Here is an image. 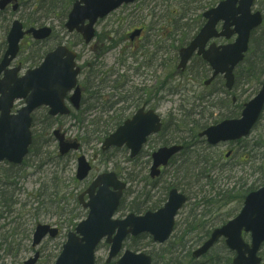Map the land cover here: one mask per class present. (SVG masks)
<instances>
[{
	"label": "rangeland",
	"instance_id": "1",
	"mask_svg": "<svg viewBox=\"0 0 264 264\" xmlns=\"http://www.w3.org/2000/svg\"><path fill=\"white\" fill-rule=\"evenodd\" d=\"M69 1L72 0H54V2L52 0H25V7H22L17 13L7 11L5 15L0 17L2 20L0 23V43L5 41L6 31L15 18L25 23L26 27L32 26L34 21L38 19L39 22L33 26L44 24L54 29L52 38L42 44L35 45L36 43L31 37L25 39L22 51L14 63L15 65H18V63L22 64L23 71L33 66L32 64L38 61V57L45 49L54 47L59 42L67 43L78 51L79 64L81 66L90 63L93 65L94 72H96V69L108 71L116 68L118 71L117 75H126V79L130 78L131 81L126 84L129 91H132L129 87H157L158 94L154 95L155 101L152 105H156L165 123L170 127L165 133L167 135L166 138L169 140L172 138L179 140L181 136L185 137L189 129H193L196 135L206 122V117L203 118L201 116L202 110L207 115L213 113L211 120L208 121L210 123L216 118H220L218 117L219 114H226L230 109L241 111L236 105H231L233 96L237 99V105L240 106L244 99L252 98L255 95L254 85L244 81H238L232 92L225 88V81L222 78L216 80L210 86H204L203 80L197 77V71L200 69L197 64H191L190 69L183 76L175 77L173 69H166V66H160L163 61L160 58L168 60L171 55L166 54L164 50L158 55L152 52H156V45L159 43H156L155 47L151 46L152 48H149L148 57L151 54L158 56V61H156L157 59L155 60L153 67L147 69L141 67L137 73L135 69L139 63L134 62L133 58H129L125 65L121 63L124 58V51L129 49V45H132L128 34L134 31L136 27L144 26L147 28L146 35L157 33V36H154L153 39L155 41L162 40L160 36L162 26H165L168 21H174L175 10L178 11V17L179 13L185 14L187 19L195 21L201 13V6L207 0H166L165 2H162V0H138L136 3L121 7L101 20L99 25L96 26L97 38L90 45H85L80 35L76 33L69 34L64 27V22L71 6ZM186 7L187 9H184ZM255 9H260L264 12V0H256ZM6 17H9L7 21H5ZM135 19L138 22H134L133 20ZM187 32L185 29L184 34ZM179 37L177 36L176 38ZM144 41L135 40L134 42L140 45ZM43 44L45 46L41 48ZM95 45H99L101 50L98 51V46L94 49ZM103 47L104 49H110L103 58H99V54L104 50ZM157 50L159 51L160 48ZM143 59L140 58V61H143ZM88 78L86 67L81 75V84ZM89 80L91 79L89 78ZM163 83L165 84L164 87L160 88ZM94 84L97 87L98 79L94 80ZM102 89L103 87L100 86V90ZM95 90L96 88H94ZM158 90L162 92H158ZM170 91L172 93L169 94L168 92ZM104 92L108 94L109 91ZM20 104L22 103L18 102L17 106L19 107ZM221 104H225V106L222 107ZM85 106L84 104L82 109ZM122 106V104H118L116 109ZM135 110V106L129 107L128 112L132 113ZM191 110L194 112L188 114ZM109 115L111 114L101 111V105H97L94 109L87 111L84 117L81 114L77 115V117L63 116L54 121L51 126H47L49 121H46L45 110L39 109L35 113V121L32 127L34 134L32 151L26 158L25 165L20 169L21 182L24 187L20 198L25 204V208L21 219H14L6 215L0 217V264H24L25 260L33 257L37 250L42 254V264H53L60 253L62 244L66 241L67 233L74 228V226H71L74 222L71 221L72 223L70 224L68 221L70 216L82 214L84 218L86 215V211L76 207L74 198L84 191L93 178L101 172L113 170L128 183L124 193V204L117 217L122 218L128 214L131 210V203L143 202L145 199H149L151 203H157L165 197L163 188L166 186V178L176 174H163L159 185L154 187L156 182L151 181L149 176L150 163L146 164V158H141L139 161L131 160L129 159V153L124 151V149H115L111 150L107 155H100L101 144L97 140V136L103 130L104 121ZM175 126L179 129L176 135L173 132ZM56 128L64 131L67 138H77L78 140L80 138L81 147L79 151L71 153L68 157H60L58 143L52 136V132ZM170 133H172V136H170ZM162 138V136L152 138V141L145 147V152H152L153 148L161 146L160 144L164 142ZM257 141L264 143L263 123L251 133L245 143L256 144ZM255 148L257 150L254 155H251L250 163L237 164L232 172L215 170L207 176L208 180L216 179V185L222 184L225 189L233 190L234 195H237V197L234 199L228 196L220 200L217 202V206L212 207L214 209L212 213H209L207 208L201 205L204 208L199 206L196 209L197 216L189 215L193 210V204L200 200L205 193H201L199 199H197L195 192H207L209 188L204 186L207 182L206 178H201L198 182L194 178L200 172L196 170L195 164L205 150L191 152V158L186 163L189 168L186 167L183 170V173L184 171H189L190 173L186 188L187 194L191 198L177 217L178 228L176 233L178 235L193 229L190 223H193L194 218L202 219L203 223L204 221L207 223L208 219L214 215L218 219L213 220L211 222L213 223L216 220L226 219L240 212L243 205V201L240 200L248 192L249 187H260L264 184V145ZM195 149L198 148L195 147ZM216 150L221 157H224L225 152L229 148L221 147ZM207 151L209 154L214 152L210 151V149H207ZM82 154L87 159L94 160V169L87 180L78 182L75 178L77 156ZM215 154H217L216 151ZM146 155L147 153L144 157ZM238 159L240 160V157L236 160ZM5 167L4 163L0 164V171ZM191 175L193 176L190 177ZM63 207L66 210H61ZM77 212L81 213L78 214ZM204 213L209 215L203 217ZM200 214L202 215L198 216ZM80 218L78 217L77 220ZM38 223L57 225L61 229V234L55 239H45L41 245L34 248L32 246V234ZM25 229L30 232L29 236V233H25ZM199 233V229L193 232V240L188 241L189 244L183 248L185 255L188 251L192 252L199 246L200 243H196ZM246 239L249 240V237ZM130 244H140V247L137 249L134 246L131 247ZM155 245L154 242L145 237L144 239L138 238L136 241L130 240L125 248L151 253L155 252ZM157 247L159 248L160 246L157 245ZM108 254L109 245L104 242L101 243L96 253L98 264H106ZM262 255L264 257V247L262 248ZM232 256L233 254L226 249L224 244L220 243L211 251V254L201 258L199 262L204 264H226L225 260L231 259Z\"/></svg>",
	"mask_w": 264,
	"mask_h": 264
},
{
	"label": "water",
	"instance_id": "2",
	"mask_svg": "<svg viewBox=\"0 0 264 264\" xmlns=\"http://www.w3.org/2000/svg\"><path fill=\"white\" fill-rule=\"evenodd\" d=\"M11 0H0V8H4ZM135 0H78L69 13L66 27L69 31L77 29L83 34L86 43L94 35V24L99 18L105 17L123 4ZM254 0H222L217 6L207 10V19L196 37L188 46L180 49L179 71H184L191 57L201 55L214 70L213 76L206 81L209 84L215 76L223 74L226 86L233 88L235 82L234 69L243 61L248 51L252 31L263 22L261 11L253 12ZM88 20V24L86 21ZM222 23L221 31L218 25ZM26 33H31L36 39H44L51 33V28H30L26 32L19 20L14 21L8 35V50L0 63V160H8L15 164L22 163L29 152L32 143V112L41 105L50 107L49 113H69L64 98L73 88L75 92L71 101L79 108L81 88L77 85V77L81 71L76 67V54L62 45L50 52L41 66L28 70L24 76L18 77L21 67L7 70L19 51V42ZM140 31H135L132 38ZM236 39L227 44L218 45L212 39L225 37ZM16 99H25L26 105L16 113L12 108ZM264 109V82L258 94L244 105L240 118L227 119L207 128L201 133L211 144L220 141L236 140L250 134ZM161 120L154 111L144 112L141 109L124 125L105 139L103 150L112 146L126 144L135 156L141 149L147 136L158 132ZM59 141L62 155L71 150H77L80 144L65 140V135L59 130L54 131ZM182 149L181 146L161 148L153 154L154 166L152 176L159 175L157 170L161 164L166 165L169 158ZM91 170V165L85 158H78L77 178L83 180ZM114 172L99 175L87 190L89 201L84 202L85 193L80 196L84 207L90 209L88 217L81 221L75 231L68 233L63 250L55 264H95V253L99 243L106 237L111 244L109 259L116 257L123 247L124 239L132 234L137 236L147 232L154 241L166 242L172 234L175 217L186 203L187 197L176 188L169 192L168 201L158 211H148L142 216L128 215L125 219H113L125 188ZM250 233L251 241L246 242L243 233ZM50 234L57 236L58 229L49 225L39 224L34 234V245ZM221 238H225L227 246L236 253L234 264H260L262 258L258 255L264 243V186L249 193L241 212L223 226L216 228L210 238L194 252L195 257L207 253ZM35 258L26 264H35ZM117 264H152L150 255L127 249L117 261Z\"/></svg>",
	"mask_w": 264,
	"mask_h": 264
},
{
	"label": "trees",
	"instance_id": "3",
	"mask_svg": "<svg viewBox=\"0 0 264 264\" xmlns=\"http://www.w3.org/2000/svg\"><path fill=\"white\" fill-rule=\"evenodd\" d=\"M52 1L54 2V0ZM165 1L166 0H162V2H165ZM217 1L218 0H207L201 6L200 10L203 11L211 6H214L217 3ZM184 9H187V7ZM174 13H175V17H174L173 24H170L168 25V27H165L166 29L170 30L169 34L167 33L168 34L166 37L167 40L172 39L171 32L172 34H174L176 33L175 31L177 30L182 31L184 30V28H188L189 29L188 33H190V32H195L197 29H199V27H201L202 23L196 25L195 27H192L191 25L192 23L197 22V21L202 22L201 16H199V18L196 21H193L192 19H187L185 17V14L182 15L179 13V17H178L177 10H175ZM34 22H37V21H34ZM165 32L166 30L163 31V34H165ZM184 38H182L181 40H186L187 42V39H184ZM175 40L176 39L174 38V41ZM149 43H152V41H149ZM157 43H159L158 45H156L158 49L159 48L162 49L165 47V44L160 43L159 41ZM172 45H173L172 52L176 53L178 50V47L181 46L182 44L177 45L174 43ZM196 62L199 63V68H200L199 77H208L210 73V69L208 68L207 64L203 62L200 58H196ZM235 75H236L237 83L238 81H244V82H247L248 84H253L256 90L255 92H257L260 85L262 84L264 80V25L260 29L254 31L252 38H251L249 51L244 61L237 67L235 71ZM83 84L84 86H86L87 85L86 81ZM96 100L98 101L102 100V97L101 95H99V92H98ZM84 103H86V100L84 101ZM47 120L49 121L47 123V126H51L54 122L53 119H51L48 116H47ZM119 123H121L120 120H118L114 125H107V126L105 125L103 130L100 131L97 139L101 141L103 139V136L107 135L111 130H113L117 125H119ZM262 123L264 125V114L262 115L256 128H258L259 125H261ZM257 142H261V141H257ZM189 149L190 148H188V150ZM5 166L6 167L2 171H0V217H3L4 215H6V216L14 217V219H21L23 216L22 212L25 208V204L23 203L21 204L20 208L17 207V205L21 203L20 194L23 192L22 190L23 186L21 184V176H20L21 168L16 167L14 165H10V164L8 165L5 164ZM189 174H190L189 171H184L183 174H180V177L175 176L174 179L171 180V182L169 183L171 185L168 188L175 186L187 192L186 185H188L187 181L189 180L188 178ZM209 174L210 173L202 172L201 175L198 174L194 176V178L196 179L195 181L197 182L201 178H206L207 182L204 186L208 187L209 190L207 192L205 191H201L199 193L195 192L197 199H199L201 193H205V194H203V197L200 200H198L197 202L193 204V210L190 212L189 216L191 215L197 216L195 211L201 205L207 208V211L209 213H212L214 210L212 209V207L217 206V202H219L220 200H223L228 196L233 197L234 199L237 197V195H234L233 190H228V188L225 189L224 186H222V184L216 185V181H217L216 179L208 180L207 176ZM192 176L193 175H191L190 177ZM256 188L258 187L250 186L248 191L254 190ZM190 198L191 197L189 195V199ZM242 199L240 201H242ZM74 202L75 204H77L76 197L74 198ZM147 202L148 201H145L144 203L146 204ZM144 203H142V206L137 205L136 210H141L140 208H143ZM157 207L158 205L154 204L150 206L149 209H156ZM62 210H66V209L63 207ZM17 211H18V214L14 216V213H16ZM201 215L202 214L198 216H201ZM208 215H209L208 213H204L203 217L208 216ZM213 216H211L208 219L207 223H205V221L203 223L202 219L194 218L193 223H190L193 226V229L191 231L183 232L181 235H178L177 233H175L166 244L160 245L159 248L157 247V245H155L156 250L155 252H152L153 264H202L199 261H196L191 258V251H188V253H186L185 255L183 248H185L189 244L188 241L193 240L192 237L194 235H191V234L197 231V229H199L202 233V235H197L198 238L196 239V243L199 244V243H202L209 236V234L211 233L212 229L215 226L222 224L226 221L225 218L224 219L222 218V219L216 220L213 223H211L216 218L218 219V217L214 216L213 218ZM74 218H76V216H72L71 220H73ZM145 237L149 238L150 241H152L151 238L146 235H142L139 238L144 239ZM136 239H133L132 241H136ZM132 246L138 249L140 247V244H133L131 245V247ZM217 256L220 257L219 254H217ZM225 262L226 264H230L231 259H226Z\"/></svg>",
	"mask_w": 264,
	"mask_h": 264
},
{
	"label": "flooded vegetation",
	"instance_id": "4",
	"mask_svg": "<svg viewBox=\"0 0 264 264\" xmlns=\"http://www.w3.org/2000/svg\"><path fill=\"white\" fill-rule=\"evenodd\" d=\"M22 7H25V0H11V2H9L4 8H2L3 10H0V17L5 15V13L7 11H12V12L17 13L20 9H22ZM5 19H6L5 21H7L9 19V17H6ZM14 20L15 19H13V21ZM13 21H12V23H13ZM1 22H2V20L0 18V23ZM12 23L10 24L8 30L6 31L5 41L0 43V60L3 58V56L7 50V47H8L7 36H8L9 31H10V28L12 26ZM142 30H144V28ZM24 41H25V37L21 42V51H22ZM150 59H152V56ZM154 95L151 93L150 96L148 97L147 92H144L142 94V96H140V97L138 95H129L126 97L125 101L119 103V104H122L124 106L120 107L118 109H116V105H118L117 102L109 101V103L107 104V107H106V105H105V107L107 109V113L111 114V115H109L107 117L106 122L113 120L115 117H118L120 119H124L123 122H125L128 118H131L134 114V113L132 114L131 112H128L129 107L135 106V109H137V110L142 108V107H145L148 110L153 109L154 107H156L155 104L152 105V103H154V101H155ZM124 98L125 97L122 96V99H124ZM67 99L70 101V96H68ZM110 99H111V97L109 98V100ZM229 114H232V113H228L227 116H229ZM212 115H213V113L208 114V116H212ZM201 116L204 118L203 112L201 113ZM192 147H196L199 149H204L205 147L206 148L207 147H213V149L217 152V154L219 152L216 149H219L221 147H225V148L227 147V148H229V150L227 152L224 151L225 152L224 157H223L224 159H230L234 154V158H233L234 162H228V163H224V164H222L221 163L222 161H219V160L214 161L215 155L202 158V164L206 165L207 168H210L213 170H218V171L219 170H222V171L225 170L226 171L225 168H227V167H233L234 168L237 164L241 165V163L238 162V160H236V156H237L238 152L243 149V143L241 141L221 142L215 146H212V145L207 143V141L204 137L198 136V138L195 140L194 143L186 144V146H185L186 150H188V148H192ZM120 149H124V151L128 150V148L126 146H123V147L119 148L118 150H120ZM141 153H142V151H141ZM141 153L137 157H140ZM219 156L220 155L218 154V157ZM242 158H246L245 155L244 156L242 155ZM241 161H242V159H241ZM149 163H150V161H149ZM169 164H170V162H169ZM169 164L165 167L167 169V170H164L165 172H167L171 169V168H169L170 167ZM150 166L151 165H149V167ZM41 255L42 254L39 251V259H38L37 264H42Z\"/></svg>",
	"mask_w": 264,
	"mask_h": 264
}]
</instances>
